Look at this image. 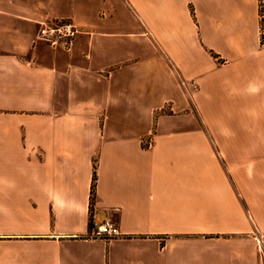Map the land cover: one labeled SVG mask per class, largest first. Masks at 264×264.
<instances>
[{
	"label": "crops",
	"instance_id": "1",
	"mask_svg": "<svg viewBox=\"0 0 264 264\" xmlns=\"http://www.w3.org/2000/svg\"><path fill=\"white\" fill-rule=\"evenodd\" d=\"M262 19L0 0V264H264ZM58 20L70 48L39 38ZM106 219L122 235L92 237Z\"/></svg>",
	"mask_w": 264,
	"mask_h": 264
},
{
	"label": "built area",
	"instance_id": "2",
	"mask_svg": "<svg viewBox=\"0 0 264 264\" xmlns=\"http://www.w3.org/2000/svg\"><path fill=\"white\" fill-rule=\"evenodd\" d=\"M80 31V27L71 20H58L52 23H43L39 29V38L52 44L64 45L70 48L73 40ZM152 144V139H145V143ZM92 237L109 239L122 235L119 226L112 220L106 219L100 223H94L91 228Z\"/></svg>",
	"mask_w": 264,
	"mask_h": 264
},
{
	"label": "rangeland",
	"instance_id": "3",
	"mask_svg": "<svg viewBox=\"0 0 264 264\" xmlns=\"http://www.w3.org/2000/svg\"><path fill=\"white\" fill-rule=\"evenodd\" d=\"M261 14H262V31L264 33V0H260Z\"/></svg>",
	"mask_w": 264,
	"mask_h": 264
},
{
	"label": "trees",
	"instance_id": "4",
	"mask_svg": "<svg viewBox=\"0 0 264 264\" xmlns=\"http://www.w3.org/2000/svg\"><path fill=\"white\" fill-rule=\"evenodd\" d=\"M95 186H96V176H95V178H94V183H93V194H94V192H95ZM92 198H93V195H92Z\"/></svg>",
	"mask_w": 264,
	"mask_h": 264
}]
</instances>
